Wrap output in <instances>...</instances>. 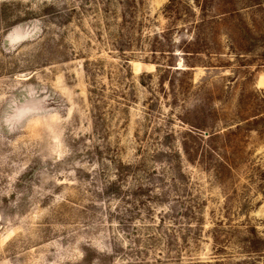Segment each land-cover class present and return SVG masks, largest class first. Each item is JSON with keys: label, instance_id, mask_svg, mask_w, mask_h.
Segmentation results:
<instances>
[{"label": "rangeland", "instance_id": "1", "mask_svg": "<svg viewBox=\"0 0 264 264\" xmlns=\"http://www.w3.org/2000/svg\"><path fill=\"white\" fill-rule=\"evenodd\" d=\"M262 36L264 0H0V264H264Z\"/></svg>", "mask_w": 264, "mask_h": 264}, {"label": "trees", "instance_id": "2", "mask_svg": "<svg viewBox=\"0 0 264 264\" xmlns=\"http://www.w3.org/2000/svg\"><path fill=\"white\" fill-rule=\"evenodd\" d=\"M171 1H172V0H169V2H171ZM195 1H196V0H195ZM202 1H205V0H202ZM204 21H205V19L202 18V19L200 20L199 23H196L197 26H195V29H196L197 31H202V29H204V27L206 26V24H205ZM262 39H263L262 41H263V43H264V36H262ZM198 41H204V40H203V38H199ZM207 135H208V138L211 139V140H212V139L214 138V136H215L214 133H211V134L208 133Z\"/></svg>", "mask_w": 264, "mask_h": 264}]
</instances>
